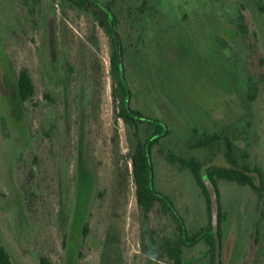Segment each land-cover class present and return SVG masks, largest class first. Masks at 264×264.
Returning <instances> with one entry per match:
<instances>
[{
	"label": "rangeland",
	"instance_id": "rangeland-1",
	"mask_svg": "<svg viewBox=\"0 0 264 264\" xmlns=\"http://www.w3.org/2000/svg\"><path fill=\"white\" fill-rule=\"evenodd\" d=\"M74 1L0 0V242L14 264H166L162 239L176 224L137 205L136 140L112 97L114 45ZM95 1L116 19L130 108L169 132L151 153L154 186L194 233L208 222L205 198L165 156L193 157L202 172L229 167L225 145L193 149L194 135L227 137L264 183V15L256 0ZM239 12L247 36L233 33ZM215 182L221 264H264V191ZM205 249L185 248L186 264H209Z\"/></svg>",
	"mask_w": 264,
	"mask_h": 264
},
{
	"label": "trees",
	"instance_id": "trees-1",
	"mask_svg": "<svg viewBox=\"0 0 264 264\" xmlns=\"http://www.w3.org/2000/svg\"><path fill=\"white\" fill-rule=\"evenodd\" d=\"M73 5L79 10H92L95 19L104 29L114 45V39L110 27V16L107 15V12L100 7L95 0H76L73 2ZM238 29L244 36L248 34L241 16L239 17ZM249 46L252 48L251 51L256 53L255 45L251 43ZM110 75L114 86L112 97L117 109V116L125 125L133 130V135L136 140L135 150L130 159L132 165V177L136 187L135 198L137 205L145 215H148L156 206H159V213L171 216L176 224L173 234L164 236L162 239L161 253L159 256L160 259L164 260L166 264H186L183 257L184 249L202 243L206 246L205 254L208 257L209 264H214L215 239L211 230L209 199L202 182V168L200 163L193 157L185 159L174 155L165 156V160L170 165L177 166L179 170H187L190 172L196 184L201 189L206 201L208 213L207 225L194 233H189L183 218L176 211L173 204L166 196L159 193L154 186L151 153L159 140L167 136L169 132L166 126L159 120L147 118L139 111L130 108V89L118 66L115 46L111 55ZM248 83L250 87L253 86L251 85L252 79L250 77H248ZM252 89L253 87H251V90ZM17 90L20 102H26L33 94L31 78L25 69H22L18 74ZM253 98V94H249V99L251 100ZM141 127L144 128V139H141L139 135ZM220 144L225 145V155L230 167L205 171V174L210 179L215 189L216 179L235 182L239 185H247L255 192H259L260 189H263L261 171L257 167H248L245 162L247 159L246 153L243 152L242 155L237 158L227 137L218 134H204L201 136L194 135L190 146L193 149H200ZM218 220L220 224V211ZM218 235L220 239L219 228ZM0 264H14L1 242Z\"/></svg>",
	"mask_w": 264,
	"mask_h": 264
},
{
	"label": "water",
	"instance_id": "water-1",
	"mask_svg": "<svg viewBox=\"0 0 264 264\" xmlns=\"http://www.w3.org/2000/svg\"><path fill=\"white\" fill-rule=\"evenodd\" d=\"M110 25L113 31V36L116 41L117 53L119 55V41L116 34V30L113 22L110 19ZM202 182L206 189L209 199L210 206V222H211V230L215 239V256H214V264H220V242L218 236V197L215 187L213 186L210 179L207 177L205 172H202Z\"/></svg>",
	"mask_w": 264,
	"mask_h": 264
},
{
	"label": "flooded vegetation",
	"instance_id": "flooded-vegetation-1",
	"mask_svg": "<svg viewBox=\"0 0 264 264\" xmlns=\"http://www.w3.org/2000/svg\"><path fill=\"white\" fill-rule=\"evenodd\" d=\"M99 5H100V7H102L106 12H107V15H109L110 16V19H111V21L113 22V24H114V27H115V30H116V34H117V37H118V41H119V55H118V53H117V46H116V41H115V38H114V36H113V31H112V28H111V31H112V37H113V39H114V46H115V51H116V54H117V61H118V66H119V68H120V71H122V73H123V70H122V48H121V42H120V39H119V36H118V33H117V28H116V19H115V17H114V15H112V13H111V7H110V5H102V4H100V3H98ZM242 8H243V5H242ZM256 9H257V11L259 12V14H261V15H264V0H256ZM242 17L243 18V24L245 25V27L247 28V31H248V27H247V25H246V23H245V18H244V16H243V14H240V12H239V15L237 16V18H236V23H235V27H236V29L233 31V33H234V35H236V36H240V32H239V29H238V27H239V17ZM110 27H111V25H110ZM249 34V33H248ZM247 34V35H248ZM252 34V36H256V34L254 33V32H252L251 33ZM242 35V34H241ZM247 35H245V36H247ZM244 36V35H243ZM226 45V44H225ZM248 48H249V50H251L252 48L248 45ZM255 48H256V46H255ZM110 66H111V58H110ZM123 77H124V75H123ZM130 94H131V91H130ZM128 100H129V98H128ZM220 145H223V144H220ZM244 153H246L247 154V152H244ZM225 154H226V148H225ZM226 156V155H225ZM247 158H248V154H247ZM226 160H227V157H226ZM227 162H228V160H227ZM245 162H246V164H247V159L245 160ZM228 164H229V162H228ZM248 165V164H247ZM229 167H230V164H229ZM228 167V168H229ZM248 167L249 168H253V167H250L249 165H248ZM255 167V166H254ZM259 169V168H258ZM260 170V169H259ZM262 181H263V176H262ZM227 182H230V181H227ZM233 183H235V182H233ZM235 184H237V183H235ZM237 185H239V184H237ZM240 186H246V187H248L249 189H251L249 186H247V185H240ZM252 190V189H251ZM253 191V190H252ZM261 191H264V183H263V189H260L259 190V192H255V191H253L255 194H259ZM216 192H217V190H216ZM208 195V194H207ZM217 197H218V193H217ZM210 207V206H209ZM219 211H220V206H219V203H218V219H219ZM218 228H219V220H218ZM219 236V235H218ZM219 242H220V239H219ZM220 264H221V261H220Z\"/></svg>",
	"mask_w": 264,
	"mask_h": 264
}]
</instances>
